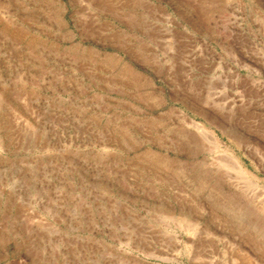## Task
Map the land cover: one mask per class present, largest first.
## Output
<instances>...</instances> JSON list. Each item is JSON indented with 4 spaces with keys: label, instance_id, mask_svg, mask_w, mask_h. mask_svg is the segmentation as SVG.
Segmentation results:
<instances>
[{
    "label": "rangeland",
    "instance_id": "374dc122",
    "mask_svg": "<svg viewBox=\"0 0 264 264\" xmlns=\"http://www.w3.org/2000/svg\"><path fill=\"white\" fill-rule=\"evenodd\" d=\"M0 264H264V0H0Z\"/></svg>",
    "mask_w": 264,
    "mask_h": 264
},
{
    "label": "bare ground",
    "instance_id": "6f19581e",
    "mask_svg": "<svg viewBox=\"0 0 264 264\" xmlns=\"http://www.w3.org/2000/svg\"><path fill=\"white\" fill-rule=\"evenodd\" d=\"M191 123H192V125H194L195 127H199V128L202 129L201 126H198V125L194 124L193 122H191ZM210 134H211V136L213 137V134H212V133H210ZM236 169L239 171V173H241V174L244 175V171L242 170V168H240V166H237V165H236ZM189 227H190V226H189Z\"/></svg>",
    "mask_w": 264,
    "mask_h": 264
}]
</instances>
